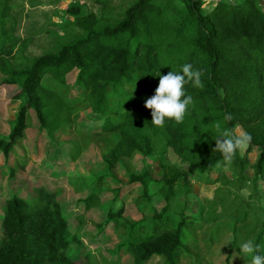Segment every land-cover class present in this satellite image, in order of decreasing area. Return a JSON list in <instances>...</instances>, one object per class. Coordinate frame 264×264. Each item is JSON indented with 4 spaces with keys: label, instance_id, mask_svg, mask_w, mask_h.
<instances>
[{
    "label": "trees",
    "instance_id": "16d2710c",
    "mask_svg": "<svg viewBox=\"0 0 264 264\" xmlns=\"http://www.w3.org/2000/svg\"><path fill=\"white\" fill-rule=\"evenodd\" d=\"M260 1H219L205 12L203 0H182L181 4L177 0H97L100 15L84 14L82 5L75 2L68 9L73 16L69 24L81 29L84 36L26 64L18 61L14 51L19 46L17 53L21 54L32 39L16 38L4 28L0 88L19 84L13 91L8 89V97L21 100L22 106L9 138L0 140V151L9 156L24 137L30 112L39 130L50 135L73 121L74 105L43 80L51 76L64 85L76 70L75 84L84 91L83 103L92 113L106 117L103 132L119 134L103 155L110 170L136 153L153 155L157 136L166 140L165 154L170 151L187 163L185 170L178 163L165 165L160 180L148 172L131 174L130 182L143 187L142 195L148 201L153 198L154 184L161 186L160 192L171 202L181 178L187 181L198 171L216 168L217 161L223 159L220 152H213L217 123L222 128L239 125L251 135L245 155L237 152L231 166L243 174L249 153L258 148L255 174L264 180V8ZM11 11V0H0V24L6 25ZM185 63L201 71L204 87L185 85V96L191 95L193 103L184 121L176 124L165 119L163 127H156L145 101L155 94L159 74L179 72ZM124 79L135 81L136 89L115 109L111 91ZM225 113L231 114V121L224 120ZM222 177L224 186L215 198L205 200L200 215L187 214L183 209L180 219L175 220L168 214L167 205L162 211L151 209V221L131 222L124 210L110 211L109 219L128 231L127 240L120 245L122 253H130L134 264H146L154 256L166 264H179L183 259L203 264L211 261L212 248L221 241L225 224L233 230V249L241 238L264 245V219L258 230L248 211L238 208L232 215L227 210V218L218 213L219 204L227 200L224 189L231 183L226 175ZM98 204V194L85 201L87 210ZM206 207L211 208L208 214ZM2 228L0 264H81L67 252L73 238L57 192L42 187L35 202L19 194L8 197ZM201 232L208 234L205 249L200 246ZM231 254L232 250L229 257ZM258 254L264 255V248Z\"/></svg>",
    "mask_w": 264,
    "mask_h": 264
},
{
    "label": "rangeland",
    "instance_id": "374dc122",
    "mask_svg": "<svg viewBox=\"0 0 264 264\" xmlns=\"http://www.w3.org/2000/svg\"><path fill=\"white\" fill-rule=\"evenodd\" d=\"M219 1L242 0H203L205 12L211 11ZM75 2L82 5L84 14H101L97 0H11L9 21L6 25L0 24V40L6 35L3 32L5 29L16 38L32 39L21 54L17 53L19 46L14 51L20 57L18 61H25L24 64L77 41L84 36V32L69 24L73 16L68 12ZM177 2L181 4L182 0ZM260 3L264 8V0ZM77 73L76 70L70 73L64 85L51 76L43 80L45 85L58 90L74 105L73 121L50 135L39 130L37 120L33 112H30L26 133L10 152L11 158L0 151V237L3 235L2 220L8 196L15 192L35 202L40 188H51L56 190L69 222V233L73 238L67 251L70 256L81 264H134L132 255L122 253L120 249L121 243L127 240L128 231L115 219H109L110 211L124 210V216L131 222L151 221V209L162 211L167 205L170 206L168 214L175 220L180 219L179 212L183 209L187 214L200 215L205 200L215 198L220 187L224 186L223 175L231 183L224 189L227 200L225 204H219L218 213L227 218V210L232 215L238 208L242 212L248 211L260 230L264 219V180L255 174L254 165L258 162L260 151L258 148L249 153V164L243 174L232 166L228 172L217 167L212 171H198L194 176H189L190 180H179L171 202L160 192L159 184L152 186L153 198L148 201L142 195L143 187L130 182L131 174L148 172L154 179L160 180L165 165L178 163L180 169L185 170L187 163L170 151L165 154L166 140L163 136H157L154 138L153 155L145 157L136 153L131 158H123L116 168L110 170L103 161V155L114 146L119 134L102 131V125L107 119L92 113L83 103L84 91L75 84ZM3 77L0 73V82ZM18 87L19 84H14L4 90L0 88V140L9 138L22 106L21 100L8 97V89L13 91ZM135 89V81L124 79L121 86L111 91L114 101L112 106L119 109L126 94H132ZM245 152L241 154L245 155ZM103 176L105 178L99 180ZM92 194H98L99 204L87 210L85 201ZM210 209L206 207L207 214ZM206 238L208 234L201 232V248L205 249ZM232 239L233 230L225 224L221 241L212 248L209 256L211 261H203V264H251L250 256L239 253L240 245L248 240L239 239L233 249ZM146 264L166 263L163 258L154 256ZM179 264H191V261L183 259Z\"/></svg>",
    "mask_w": 264,
    "mask_h": 264
},
{
    "label": "clouds",
    "instance_id": "9594fccd",
    "mask_svg": "<svg viewBox=\"0 0 264 264\" xmlns=\"http://www.w3.org/2000/svg\"><path fill=\"white\" fill-rule=\"evenodd\" d=\"M159 84L155 94L146 99L144 107L151 110V123L156 127H163L165 119L172 120L176 124L184 121L187 108L193 103L191 95L185 96V85L203 89L202 73L194 69L192 64L185 63L181 71H169L166 75H158ZM230 113H225L224 120L231 121ZM218 134L215 140L213 152H220L223 159L218 160L216 167L225 172L231 170V165L237 154L243 153L250 145L252 137L239 125L233 128H222L220 123L216 124ZM264 245L256 244L248 240L240 245V252L244 256L251 257V264H264V255H259Z\"/></svg>",
    "mask_w": 264,
    "mask_h": 264
},
{
    "label": "crops",
    "instance_id": "0c3cea01",
    "mask_svg": "<svg viewBox=\"0 0 264 264\" xmlns=\"http://www.w3.org/2000/svg\"><path fill=\"white\" fill-rule=\"evenodd\" d=\"M6 157H7V156H6ZM8 157H10V158H11V154H9V156H8ZM48 190H49V191H51V192H55V191H56V190H54V191H53L51 188H50V189H48ZM14 194H16V193L14 192ZM12 195H13V194H12ZM12 195H10V196H12ZM10 196H8V197H10ZM21 196H23V195H21ZM8 197H7V198H8ZM23 197H25V196H23ZM7 198H6V199H7ZM25 198H26V197H25Z\"/></svg>",
    "mask_w": 264,
    "mask_h": 264
}]
</instances>
